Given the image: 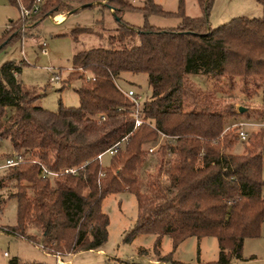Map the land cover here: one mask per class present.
I'll list each match as a JSON object with an SVG mask.
<instances>
[{"label":"trees","instance_id":"obj_1","mask_svg":"<svg viewBox=\"0 0 264 264\" xmlns=\"http://www.w3.org/2000/svg\"><path fill=\"white\" fill-rule=\"evenodd\" d=\"M34 1L21 0L35 25L49 15L97 5L111 8L117 24L105 45L72 56L69 79H81L75 89L77 107L42 108L35 104L39 94L17 77L25 62L1 64L0 141L51 170L81 167L73 175L60 173L52 179L42 177L40 166L31 161L4 169L0 188L9 181L14 191L7 198L16 202V224L4 227V232L24 237L53 256L100 250L109 224L102 201L108 194L126 191L135 196L138 212L125 240L154 234L157 244L168 235L175 250L188 237L210 236L217 240L219 253L215 262L206 264L241 259L243 241L260 235L264 219V132L253 135L242 153H233L239 138L223 134L225 115H243L247 108L239 106L238 113L233 105L218 109L210 91L200 89L189 75L226 78L230 88L239 78L245 91L250 82L255 88L246 93L248 98L259 92L257 88L264 92V0H258L261 17H236L213 29L207 23L211 0H198L203 11L199 17L186 16L182 0L176 13L164 11L153 0H143L140 6L128 0H41L33 11ZM126 11L141 12L144 24L124 21ZM150 15H176L181 20L175 27L159 28L147 22ZM19 25V19L9 23L0 49L21 38ZM91 30L76 27L70 34L76 39ZM124 72L146 74L150 88L142 102L148 123L136 129L132 104L117 86ZM100 116L104 120L98 121ZM156 129L172 136L153 151L159 156L157 174H163L164 185L157 179L143 183L138 174L148 148L158 140ZM124 137L109 165L103 166L97 155ZM167 153L173 161L166 167ZM3 202L0 198V209ZM29 229H35L39 239ZM9 264L46 263L15 258Z\"/></svg>","mask_w":264,"mask_h":264},{"label":"rangeland","instance_id":"obj_2","mask_svg":"<svg viewBox=\"0 0 264 264\" xmlns=\"http://www.w3.org/2000/svg\"><path fill=\"white\" fill-rule=\"evenodd\" d=\"M19 1L22 4L21 0ZM128 1L135 6H140L143 0ZM153 1L164 11L170 13H176L180 4L179 0ZM182 5L186 16L199 17L203 14L198 0H182ZM262 14L263 8L258 0H211L207 12V23L213 29L236 17L257 18ZM33 18L30 15L22 16L18 6L10 0H0V37L6 24L10 20L13 22L17 19H19L18 31L21 35L20 39L0 49V66L6 61L12 60L18 63L24 59L25 64L17 76L27 89L34 94H39L35 104L49 111H56L60 105L77 107L79 100L75 89L81 85V79H69L70 73L73 72L72 56L79 51L105 45L106 38L111 33L110 29L115 28L117 22L111 11L103 5L70 13L60 24H54L47 16L35 25ZM122 18L134 26L144 24V16L141 12L126 11ZM54 19L60 20L62 16L59 15ZM180 20V17L176 15H150L147 22L155 27L169 28L177 26ZM76 27H89L92 30L78 34L75 39L70 33ZM42 43L46 44L47 54L41 52ZM51 73L60 74L61 80L50 82ZM189 78L200 89L210 91L214 97L213 102L218 103V109L223 110L233 105L238 113L239 106L247 108L243 115L231 116L227 113L225 115V128L239 121L255 123L245 128L248 132L245 141L235 138V144L231 149L233 153H242L243 145L253 135L264 132V124H261L264 123V92L262 90L257 88L259 92L248 98L246 93L255 87L248 82L247 91L243 90L244 85L239 78H235V85L232 88L229 87L226 78L216 80L201 73L190 74ZM118 84L123 89H134L140 96L141 102L150 95L146 74L124 72L118 77ZM226 133L236 135L235 129L223 134ZM10 150L11 146L8 141L0 144L1 164L4 162V155ZM262 155V178L264 180V152ZM158 157L156 152L147 154L146 160L138 171L143 183L149 179L151 181L157 179L158 183L163 184V174H157ZM110 158L111 156L104 154L101 164L109 165ZM172 161L173 156L167 153L164 157L166 167ZM3 170L0 169V175ZM153 186L157 188L156 183ZM142 190L145 191V187ZM13 191L9 181H5L4 186L0 188V198L4 200L0 209V264H9L15 258L27 262L56 264L57 254L54 256L47 254L40 246H35L26 238L4 232V227L16 224V202L12 198H7ZM262 195L264 196V186ZM101 208L109 217L108 236L101 249L79 251L74 254L64 251L63 255H59L61 261L64 262L70 258V262L66 264H206L218 259L217 240L210 236L200 239L188 237L175 250H173L172 241L168 235H163L157 244L154 234H137L132 239L125 240L129 231L134 227L138 212L135 196L130 192L106 195ZM28 233L37 235L38 239L40 237L35 229H29ZM228 264H264V219L260 227V235L246 238L243 241L241 259H232Z\"/></svg>","mask_w":264,"mask_h":264},{"label":"built area","instance_id":"obj_3","mask_svg":"<svg viewBox=\"0 0 264 264\" xmlns=\"http://www.w3.org/2000/svg\"><path fill=\"white\" fill-rule=\"evenodd\" d=\"M16 2L18 4V6H19L20 14L22 16H28L29 15V10L24 8V6L22 4H20L19 0H17ZM40 2H41V0H35L34 1L33 11H36V10L39 9ZM41 47H42L41 48V52L43 54H47L45 43H43ZM87 79H90V77L87 76ZM59 80H61L60 74L51 73V75L49 77V81L50 82L53 83V82H56V81H59ZM117 86L119 87V89L122 92V94L124 95V97L127 100H129L131 102V104H132L131 108H130V115L133 118V122H134L133 129H136L139 126H141V125H143L145 123H148V121L145 118V115L143 113V110H142V102H141L140 96L135 92V90L132 89V88L123 89V88H121L119 86V84ZM101 120H104L103 116H100L99 119H98V121H101ZM261 124H264V123H261ZM252 125H255V123L250 122V121H239V122L233 123L230 126H227L224 129L223 133H225L226 131L235 129L236 135L238 136L239 140L245 141L247 139V136H248V132L246 131L245 128L248 127V126H252ZM151 126L153 128H155L153 125H151ZM156 130L158 132V140H157V142L155 144H153L152 146H150L148 148V151L150 153L155 151L156 148L160 144H163V143H165L166 141H168L169 139L172 138V136H169V135L165 134L164 132H162V131H160L158 129H156ZM124 140H125V137L121 141L114 143L112 146H110L107 149H105L104 151L100 152L97 155V158L101 159L104 154H108L109 156L114 155L120 149V147L123 144ZM24 161H31L33 163H37L40 166V168H41L42 177L50 178V179L58 176L60 173H68V174H72L73 175V174H75L77 172V170L79 168H81V167H67V168H64L61 171L51 170L46 165L41 163L39 160L31 157L29 153H27L25 151H21L20 152V151L12 150V152L10 154L5 156L4 162L0 165V169L1 170L2 169H6L8 167L17 165V164L22 163ZM56 258H57V263L58 264H63L64 263L63 261H61L59 259V256H56Z\"/></svg>","mask_w":264,"mask_h":264},{"label":"crops","instance_id":"obj_4","mask_svg":"<svg viewBox=\"0 0 264 264\" xmlns=\"http://www.w3.org/2000/svg\"><path fill=\"white\" fill-rule=\"evenodd\" d=\"M109 9L111 10V8H109ZM59 15L62 16V19H60V20L54 19V17H57V16H59ZM68 15H69V13L56 14V15H54V16L49 15V18H50V21L53 22L54 24H60V23H62V22L65 20V18H66ZM10 21H12V20H10ZM10 21H9V22H10ZM9 22L6 24L4 30H5L6 28H8V26H9ZM4 30H3V31H4ZM2 33H3V32H2ZM42 44H43V43H42ZM45 45H46V44H45ZM23 60H24V59H23ZM24 61H25V60H24ZM17 77H18V76H17ZM2 142H3V141H0V144H1ZM11 152H12V148H11L10 152H8L7 154H5L4 156L10 154ZM0 165H1V163H0ZM69 262H70V258L67 259V260H65L63 264H66V263H69Z\"/></svg>","mask_w":264,"mask_h":264},{"label":"water","instance_id":"obj_5","mask_svg":"<svg viewBox=\"0 0 264 264\" xmlns=\"http://www.w3.org/2000/svg\"><path fill=\"white\" fill-rule=\"evenodd\" d=\"M240 111L242 110V108L239 109Z\"/></svg>","mask_w":264,"mask_h":264}]
</instances>
